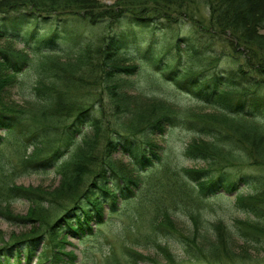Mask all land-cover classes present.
Returning <instances> with one entry per match:
<instances>
[{"label":"trees","instance_id":"obj_1","mask_svg":"<svg viewBox=\"0 0 264 264\" xmlns=\"http://www.w3.org/2000/svg\"><path fill=\"white\" fill-rule=\"evenodd\" d=\"M141 2L144 5L138 8L120 7L110 14L104 11L95 14L92 8L96 3L78 5L76 0H0V40L24 43L19 51L9 47L0 49V93L3 87L18 82L17 75L28 66L30 53L42 55L40 79L34 86L37 100L32 102L30 111L15 102H3L0 94V131H6L9 136L14 134L19 139L20 149L21 145L34 146L32 154L24 159V167L28 170L53 166L62 150L69 153V158L54 165L61 176L60 187L66 186L64 198L55 200L56 206L47 209L41 206L40 212L30 216L29 220L36 221L38 225H34L30 235L14 236L6 246L0 247V264H31L34 257L37 258L36 264L75 261L78 258L75 249H66L67 244L74 245L69 236L81 239L87 233H94L92 222L99 227L110 215L118 212L120 198L129 199L128 192L144 182L142 171L157 164H163V171L172 179V192H176V196L171 204L185 203L184 209L198 230L202 224L195 209L199 211L208 197L221 191H238L239 184L251 185L255 193H237L238 206L257 213L249 208L258 207L261 203L258 200L264 197L263 188H254L256 184L263 187L264 178L246 169L234 172L226 168L224 151L234 148L246 166L264 168V67L255 64L254 50L248 42L255 34L263 37L259 29L254 31L252 26L264 29V0H209L214 12L210 27L216 30H204L201 26L194 30L186 20L191 17L182 0ZM249 7L255 14L245 20L244 13L248 14ZM70 13L82 23L100 24L105 20L110 23L105 39L99 40L104 44L101 48L95 47L99 43L92 47L94 40H81L78 35L81 33L70 31ZM40 22H50L48 31L41 30ZM178 26L180 29L190 26V29L184 33L177 32ZM246 27L253 31L250 36ZM222 30L236 38L238 48L248 43L244 60L207 41L210 32ZM143 33L149 34L150 38L147 39ZM238 48H233V51H239ZM57 56L86 58L84 69L89 71L85 73V70L74 78L78 81L83 79L90 91L85 94L79 92L73 98L61 93L56 86L61 72L52 64ZM139 60L152 63L161 74L160 78L151 80L150 87L159 89L165 84L174 85L181 94L205 103L218 114L225 115L226 119L219 121L215 116L204 118L196 115L180 107L179 103L171 102L170 94L162 91L157 93L161 97L139 94L155 102L147 115L152 118L147 122L139 118V123L128 125L120 120L123 115L134 111L130 110V105L133 107L136 98L129 94V87L136 85L133 77L140 71L136 62ZM3 71L7 72L5 78ZM50 76L54 79H49ZM92 93L96 95L92 97ZM238 118L242 124L233 128L228 120ZM248 123L257 126H251L253 131L243 129L242 125L249 126ZM179 126L197 133L199 138L185 148L186 155L210 160L212 166L220 163L217 171L185 168L180 178L169 161L171 153L167 156L166 151L160 154L159 149L163 147L156 141L168 127ZM96 136L104 137L101 149L100 139L95 141ZM2 139L0 136V141ZM201 142L206 143L204 150L198 149ZM117 152L133 157L130 167L123 165L122 158L116 159ZM32 194L29 189L11 184V181L0 182V199L6 202L15 197L31 198ZM254 196L256 201L252 200ZM61 200H73V203L52 220L51 215L59 213L57 205H62ZM157 200V212L148 225L161 231L162 235L179 233L173 218L174 211L163 207L164 195L158 194ZM1 205L0 211L8 207ZM134 216L140 218L138 214ZM6 217L11 221L14 219L12 215ZM154 234V245L161 248L158 242L160 235ZM42 243L44 249L37 255ZM6 251H14L13 256ZM126 251L138 257L134 250L126 248ZM64 254L69 259L64 258ZM217 257L218 254L213 252L208 255L212 260ZM133 264H138V259H134Z\"/></svg>","mask_w":264,"mask_h":264},{"label":"rangeland","instance_id":"obj_2","mask_svg":"<svg viewBox=\"0 0 264 264\" xmlns=\"http://www.w3.org/2000/svg\"><path fill=\"white\" fill-rule=\"evenodd\" d=\"M141 1L143 0H127V2L123 3V0H76V3L78 5L96 3L95 7L92 8L95 14L103 11L110 14L113 13V11L117 12L120 7H125L126 9L138 8L144 5ZM182 2L188 7L187 11H189V16L191 18H186V20L190 21L194 30H196L197 26L203 27L201 29L204 30L207 28L209 30H216L210 27L213 25L211 19H213L214 12L209 0H182ZM249 8L250 11L248 14L244 13L245 20H248V18L251 19L249 15L254 13L252 7ZM180 14L184 16L183 13ZM68 16L71 18L69 20L70 31L81 33L78 34L81 40H94L92 47L99 43V40H104L105 35L109 31L108 27L110 23L106 20L100 24H91L83 20L82 23L79 18L71 13ZM49 25L50 22L39 23V27L44 32L48 31ZM180 27L181 26H178L179 31L177 32L182 31L184 33L190 29V26H186L185 29H180ZM252 27L254 31L259 29V33L263 35V37H259L255 34V36L251 37L250 35L253 31L246 27V33H248V36L252 39L248 42L252 46V50H254L253 58L255 59V64H261L262 67H264V29L258 28L257 26ZM241 32L243 34V31ZM209 34V40L207 41H210L212 45L214 44L218 49H226L231 55H237L241 61L246 58L245 47L248 43H243L238 48L236 45L238 41H236V38L233 36H230L228 32L225 33L222 30L218 33L210 32ZM143 35L147 39L150 38L149 34L143 33ZM5 40L3 38L0 40V49L9 47L19 51L24 46V43L21 41L12 43ZM232 40L234 42H232ZM103 45L104 44L99 43L95 47L99 49ZM235 47L238 48L239 51H233ZM240 52L241 54H239ZM88 55H90V53H88ZM29 58L28 66L17 75L18 82H14L5 88L3 87L4 89L2 88V93L0 94L2 95L1 98L3 102H15V104L21 106V108L23 107L30 111V109H32V102L37 100L34 86L40 79L39 70L41 67L39 63L41 62L40 59H42V55L30 53ZM54 58L52 64L57 67V71L60 70L61 72L60 79H56V86L60 89L62 94L68 98H73L77 96L79 92L85 94L91 90H87L89 88L86 86L83 79L78 81L74 78L81 76V73L86 70L84 69V66L87 64L86 58H64L61 56ZM136 62L139 63L140 66V71L133 77L137 82L136 85L129 87V94L132 95L133 98H136V100L134 99L135 103L132 101L134 104L133 107L130 105V110L133 109L134 111H130L129 114L123 115L120 119L123 122L130 125L139 123L137 122L139 118L145 119V122L151 119L152 117L147 115L151 110L150 107H153L155 102L142 98L139 94H143L145 97H156V95L161 97V95L157 93L162 91H166V93L170 94L171 102L175 101L177 104L179 103L180 107L183 109L186 108L196 115L204 118H206V116H215L219 118V121L226 119L225 115L222 116L218 114L212 107L205 103L189 95L181 94L176 90L174 85L165 84L159 89L150 87L151 80L160 78L161 74L158 73L157 68L152 63L142 62L140 60ZM87 71L89 70H86L85 73ZM1 73L5 78L7 72L3 71ZM51 77L52 76L48 78L50 79ZM53 77L52 79H54ZM94 94L96 95V93H92V97ZM233 94L234 93L231 92V95ZM77 100H81V98ZM228 121V123L232 124L231 126L233 128L236 127V124L237 127L242 124L240 118ZM248 125L249 126L242 125L245 127L243 129L253 131L251 126H257L249 123ZM237 129L238 128H236V130ZM0 136L3 138L0 141V182L4 183V181H6L7 183L11 181V184L15 183L17 186L27 188L33 193L31 198L15 197L10 199L9 202L0 199L2 207L8 206L0 211V247H3L4 245L6 246V243L11 241L14 236L21 238L33 232L34 225H38V223L29 219H31L30 216L33 214L40 212L41 206H43L44 209H47V207L50 208L52 205L56 206L55 200L60 201V199L64 198L67 192L65 189L66 186L60 187L62 186L61 176H59L60 174L56 169L57 167L54 165L67 158L69 153H66V150H62L61 153L58 154L59 156L53 166L50 165L46 168L39 166V168H31L28 170L24 167L25 165L23 163L25 157L32 154L34 146L31 144L26 146L21 145L22 148L20 149L18 147L19 139L14 136V134L9 136L6 131H0ZM103 138L95 137V141L100 139V141H98L99 143L101 142L100 149ZM196 138H198L197 133L179 126L173 128L168 127L166 133L159 135L156 140L159 142V145L163 147L159 149L160 154L166 151L167 156L171 153L169 161L179 172L180 178L183 177L185 173L183 169L185 168H208L217 171L216 167L220 164L213 163L212 166L210 160L186 155L185 148L194 140H199V138ZM194 144H196V142ZM204 147H206V143L201 142L198 149L201 150L202 148V150H204ZM224 152L226 154V159L224 160H227V163L224 161L226 168L234 172L246 169L264 178V168H259V165H257V167L253 165L246 166L245 162L239 157V151L232 148L231 150L226 149ZM115 157L117 160L122 158L121 161L123 165L128 167H130V164L134 161L133 157L122 155L121 152L115 153ZM163 170H165L163 164H157L150 170L142 171L144 182L137 187L134 186L132 192H128L127 197L129 199L125 200L124 197L120 198L118 206L121 208L118 212L110 215L109 218L108 211L105 212V216L108 219L103 224H100L98 227L95 222H92L94 233H87L81 239L69 236L68 239H70L74 245L67 244L66 249H75L78 258L75 261L68 260L67 263L133 264L134 259H138V264H264L263 196L258 200L261 202L260 205L262 207L259 205L258 207L249 208L255 210L257 212L256 214L241 209L236 202V194L240 191L245 194L252 191L255 193V189L253 190L251 185L245 187V184H239V190L234 193L221 191L216 196L208 197L205 200L206 204L203 208L199 211L195 209V211L200 214V221L202 224L198 230L195 227L191 215L184 209L185 203L182 202L178 205L171 204L172 198L176 196V192H172V179L170 180ZM115 183L116 182L113 183L115 188H118ZM262 185L263 187L256 184L254 188L264 189V183ZM63 194L64 196H62ZM158 194H162L165 197L163 207L166 206L168 209H171L172 212L174 211L173 218L178 225V229H180L179 233L162 235L161 231L148 225L149 220L155 215L158 209ZM258 195L257 197H259ZM257 197L254 196L252 200L256 201ZM2 201L3 203H1ZM72 203L73 200L62 201V205L58 203L57 207L60 208V211L58 210L59 213L55 212L52 214L51 219L55 220V218ZM134 214L140 215V218L136 219ZM7 215H12L14 217L13 221L8 219L6 217ZM22 219L24 220L22 221ZM154 233L160 235L158 242L162 245L161 248L154 245L152 238ZM126 248L134 250L133 253H136L138 257L129 255ZM43 249L44 244L42 243L38 247L37 255ZM210 252L218 254V259H208ZM5 253L13 256L14 251L11 253L6 251ZM66 257L68 258V256L64 254V258ZM36 262L37 258L34 257L31 264H36ZM58 264L64 263L58 262Z\"/></svg>","mask_w":264,"mask_h":264}]
</instances>
